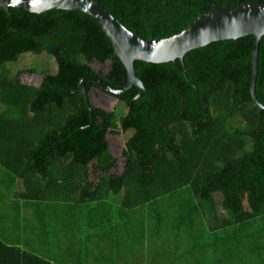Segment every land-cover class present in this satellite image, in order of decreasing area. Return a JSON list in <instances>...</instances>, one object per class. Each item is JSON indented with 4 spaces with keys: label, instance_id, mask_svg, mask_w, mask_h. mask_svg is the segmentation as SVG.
Returning a JSON list of instances; mask_svg holds the SVG:
<instances>
[{
    "label": "trees",
    "instance_id": "obj_1",
    "mask_svg": "<svg viewBox=\"0 0 264 264\" xmlns=\"http://www.w3.org/2000/svg\"><path fill=\"white\" fill-rule=\"evenodd\" d=\"M255 1L264 5L242 3ZM97 2L139 38L157 40L212 6L234 9L238 0ZM251 47L247 36L190 51L185 74L178 61L135 62L143 96L133 101L138 89L132 87L117 97L125 113H90L77 85L93 76L91 64L112 60L106 83L126 82L97 22L69 11L0 8V190L15 199L17 214L28 204L45 215L53 210L47 216L55 226L61 220L66 242L85 231L76 220L92 212L98 214L92 219L111 220V208L135 213L137 225L139 214L153 220L152 238L167 217L175 223L170 235L192 237L197 264H264V110L249 95ZM26 53H44L57 65L39 88L12 76L11 64ZM91 86L85 84L86 93ZM255 96L264 105V36ZM107 133L123 135L122 172L114 170ZM166 207L174 210L171 219ZM31 262L48 264L0 238V264Z\"/></svg>",
    "mask_w": 264,
    "mask_h": 264
},
{
    "label": "water",
    "instance_id": "obj_2",
    "mask_svg": "<svg viewBox=\"0 0 264 264\" xmlns=\"http://www.w3.org/2000/svg\"><path fill=\"white\" fill-rule=\"evenodd\" d=\"M0 8L5 12H8L9 8H18L36 15L54 10L69 11L88 16L97 22L111 44L113 55L125 70L126 82L122 87H113L94 76L83 77L78 82L77 89L80 90L82 100L90 113V103L85 91L86 83L92 84L112 98L135 87L138 89V94L133 101H136L143 96L145 89L135 75V62L159 65L178 61L183 74H185L183 58L188 52L212 43L235 41L247 36L252 38L249 95L254 105L258 109L264 110V105L260 104L255 96L258 74V46L264 36V5L259 4L258 1L242 3V0H238L234 9H230L228 5L212 6L210 10L195 18L179 33L157 40L139 38L121 25L117 18L104 10L97 0H0ZM111 63L112 60H107L106 65ZM41 83L21 82L22 85L33 88H39ZM129 109L132 110L131 105ZM109 138L107 135V143L111 141ZM116 140L120 143L119 151L121 153L124 145L120 141V136ZM109 152L117 159L110 149Z\"/></svg>",
    "mask_w": 264,
    "mask_h": 264
},
{
    "label": "crops",
    "instance_id": "obj_3",
    "mask_svg": "<svg viewBox=\"0 0 264 264\" xmlns=\"http://www.w3.org/2000/svg\"><path fill=\"white\" fill-rule=\"evenodd\" d=\"M4 195L2 193V197ZM0 202V209L5 213L0 216V238L10 246L19 247L21 251L44 259L48 264H187L185 260L171 255L163 254L166 257H162L157 249L152 248L153 242L149 237L151 230L147 229V221L145 217L141 218L140 214V224L137 225L135 213L132 212L124 211V214H118L110 208L108 217H111V220L92 219L98 216L92 212L93 216L89 214L75 221L77 225H82L80 228L85 230L83 234L74 236L72 242H66V235L60 232L61 220L60 225L55 226L47 216L53 210L46 209L45 215L43 209L38 211L32 204H28L26 210L25 206H22L18 214L12 209L17 216L11 217L10 210L5 208L7 205L4 204V199ZM25 214L26 216H23ZM83 217L84 220L81 221ZM125 229L134 230L131 237L126 234ZM44 230L47 231L48 239ZM142 230L145 233L144 238L141 237ZM155 233L159 239L160 232Z\"/></svg>",
    "mask_w": 264,
    "mask_h": 264
},
{
    "label": "rangeland",
    "instance_id": "obj_4",
    "mask_svg": "<svg viewBox=\"0 0 264 264\" xmlns=\"http://www.w3.org/2000/svg\"><path fill=\"white\" fill-rule=\"evenodd\" d=\"M56 63L54 61V59L46 54H41V55H33L30 53H26V54H22L17 61L14 64H11V73L12 76H17V78H26V77H30V73L31 72H35L36 74H40V72L45 71V72H49L50 74H55L56 73ZM27 83V82H24ZM32 83V82H30ZM109 110L111 111H115L116 113L118 112L117 115L119 114H123L125 113V109L122 108L121 105H117L115 107H113V104L110 106ZM125 140V138H124ZM121 142L123 143V138L121 140ZM114 145V143H113ZM251 149V143L247 142L246 145V150L245 151H249ZM120 146L116 143V147H114V152H116V163H117V167L114 170H117L118 172H122V169L124 167L125 164V158L122 155V152L120 153ZM114 170H111L110 172H114ZM93 175L90 174L89 175V179L90 181L94 180V178L92 177ZM16 187H14L12 190L16 191L15 189ZM2 193V190H0V194ZM11 194L6 193L4 195V197L0 196V200L3 201L4 199V204H6L7 206L11 205L9 208L7 206H5L6 209L10 210V216L11 217H15L17 216V214L14 211H11L14 207H16L15 204V199H11ZM10 199V202H9ZM243 204L245 205V198H243ZM1 205V202H0ZM24 209L26 210V206L24 207ZM23 209V210H24ZM166 209L169 211L167 212L169 218L171 219L174 210H171L170 208L166 207ZM5 214L3 212V209H0V216ZM23 216H26L23 215ZM150 223V224H149ZM147 224L148 225H154L153 220L150 221V219L147 220ZM175 223H173L172 221L170 222L167 217L164 218V223L162 224L163 228L161 229V235L159 237V239H157V235H155L153 238L150 237V239L153 242V248L157 249L158 253H161L160 256L162 257H166L163 254L166 255H175L177 253V259H183L186 261L187 264H197L199 263V255L197 253H195V251L192 249L193 246V242L191 241L192 237H188V236H181L179 238H176L173 234H169L170 230L173 229ZM126 234L129 235V237L132 236V233H134V230L129 231L128 229H125ZM74 237V236H73ZM183 237V238H182ZM35 238V237H34ZM69 238H67L68 240ZM157 244V247H155V245ZM160 244V246H159ZM178 244V245H177ZM191 245V248H190ZM174 248V250H172ZM42 249V248H41ZM192 249V251H191Z\"/></svg>",
    "mask_w": 264,
    "mask_h": 264
},
{
    "label": "flooded vegetation",
    "instance_id": "obj_5",
    "mask_svg": "<svg viewBox=\"0 0 264 264\" xmlns=\"http://www.w3.org/2000/svg\"><path fill=\"white\" fill-rule=\"evenodd\" d=\"M106 62L104 64H97V63L91 64V68H92V71L94 73L93 76L100 79L101 81H103L105 83L109 82L106 79V76L110 72L111 66L113 63L112 62L110 65H106ZM56 70H58V69H56ZM56 73H57V71H56ZM47 74H50V73L49 72L45 73L44 71H42V72H40V74H36L35 72H31L30 77H26V78H22V77L20 78L19 77L17 79H18V82H32V84H36L37 82L43 83V82H45ZM50 75H54V74H50ZM42 83L39 85V87L42 85ZM108 85H110V84H108ZM80 94H81V92H80ZM87 95H88L87 96L88 101H89L90 106H91L90 107L91 113L94 110H101L104 112H112L111 110H109L110 106L112 104H113V107L119 105V100L117 98L118 96L114 97L116 99L115 100L114 98L110 97L108 94H106L105 92L101 91L100 89L94 87L93 85L91 86ZM107 135L110 137L109 140H111L110 142H108L109 144L106 141L107 146L112 151V153L116 155V152H114V147H116V143L120 146V143L116 140V138L120 136V141H121L123 138V135L121 133L114 134V135H109V133H107L106 136ZM113 143H114V145H113ZM116 166H117V163H116Z\"/></svg>",
    "mask_w": 264,
    "mask_h": 264
}]
</instances>
